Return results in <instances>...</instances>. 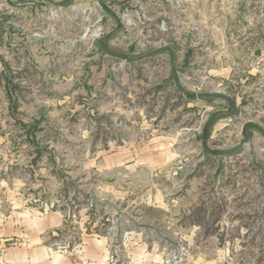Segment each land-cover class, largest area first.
I'll return each mask as SVG.
<instances>
[{
  "label": "rangeland",
  "instance_id": "1",
  "mask_svg": "<svg viewBox=\"0 0 264 264\" xmlns=\"http://www.w3.org/2000/svg\"><path fill=\"white\" fill-rule=\"evenodd\" d=\"M2 233L27 264H264V0H0Z\"/></svg>",
  "mask_w": 264,
  "mask_h": 264
},
{
  "label": "crops",
  "instance_id": "2",
  "mask_svg": "<svg viewBox=\"0 0 264 264\" xmlns=\"http://www.w3.org/2000/svg\"><path fill=\"white\" fill-rule=\"evenodd\" d=\"M18 219V218H17ZM18 223V221H16ZM6 224L9 225L8 221H6ZM15 225V224H14ZM4 226V225H3ZM19 227V226H17ZM5 228H2V231H4ZM14 236L20 235V229L17 228L13 232ZM4 237H9L8 235H4L3 233L0 235V240H5ZM88 246L86 248V256L90 257L92 259L90 264H107V257L105 255L106 249H105V239H90L88 242ZM37 250L27 252L24 248H16L12 250H8L7 252L3 253V256L0 257V263L1 264H11L12 262L17 264H27L30 262L37 263L38 261H41L43 258H45V253H38ZM12 253H14L12 255ZM52 260L50 264H68L66 261H64L59 254L53 253ZM30 259V260H29Z\"/></svg>",
  "mask_w": 264,
  "mask_h": 264
}]
</instances>
